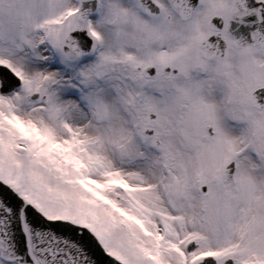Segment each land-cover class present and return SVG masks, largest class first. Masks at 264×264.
I'll return each mask as SVG.
<instances>
[{"label":"snow or ice","instance_id":"1","mask_svg":"<svg viewBox=\"0 0 264 264\" xmlns=\"http://www.w3.org/2000/svg\"><path fill=\"white\" fill-rule=\"evenodd\" d=\"M0 264H264V0H0Z\"/></svg>","mask_w":264,"mask_h":264},{"label":"water","instance_id":"2","mask_svg":"<svg viewBox=\"0 0 264 264\" xmlns=\"http://www.w3.org/2000/svg\"><path fill=\"white\" fill-rule=\"evenodd\" d=\"M232 27H233V29H235L234 35L237 38L243 37L246 41L251 42V38H250V35H249V29L248 28H246L243 25L237 27L236 24H233Z\"/></svg>","mask_w":264,"mask_h":264}]
</instances>
